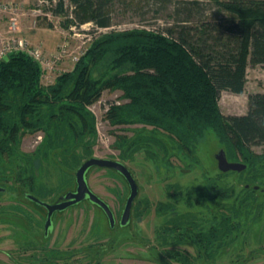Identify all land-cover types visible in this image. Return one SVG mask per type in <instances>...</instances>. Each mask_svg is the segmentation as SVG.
I'll list each match as a JSON object with an SVG mask.
<instances>
[{
    "label": "rangeland",
    "instance_id": "1",
    "mask_svg": "<svg viewBox=\"0 0 264 264\" xmlns=\"http://www.w3.org/2000/svg\"><path fill=\"white\" fill-rule=\"evenodd\" d=\"M164 1L166 2L119 0L109 10L112 26L106 30L100 29L93 22L78 25L70 0H65L63 14L56 12L57 2L0 0L1 7H12V10L10 8L0 10V43L8 42L12 38L16 40L23 38L40 49L46 57L56 56L66 45L63 59L52 74L42 80V84L48 87L55 84L60 75L72 71L75 64L73 58L80 56L91 46L94 39L102 35L134 30L166 31L175 22V10L184 9L183 6L178 7L179 3L186 0ZM199 1L203 2L205 15L213 16L218 13L214 3L216 0ZM12 12L15 13L13 16L18 24L14 21V25L17 26L11 28ZM106 68V65L101 66L96 70L95 76L100 77ZM255 93H264V70L261 66L249 67L243 94L236 95L231 92L221 94L219 102L221 112L225 116L246 114L248 96ZM127 102L122 90H105L102 97L88 107L96 119V135L81 141L70 139L72 141L70 146L75 147L72 150L46 153V136L43 131L26 134L22 136L19 146L8 151L1 163L6 170L0 177L7 181L3 186L9 191L18 194V187L23 186L26 190L33 189L39 197L50 203L75 187L77 168H74L72 163L69 165L67 163L78 157L81 164L87 157L83 151L85 145L89 148L90 156L124 162L139 185L140 192L133 207L129 229L119 227L115 230L109 229L105 215L90 202L68 209L62 218H56L55 231L62 229L64 232L60 240L53 236L50 246L54 247L59 241L56 248L66 251V255L50 256L51 264H56L55 260L73 264L75 260L72 259L70 262L69 259L74 257L72 256L74 251L88 252L89 247L97 243L108 245L107 252L83 253L86 258L83 257L75 264H264L262 159L260 160L262 165L254 169L249 166L240 173L235 171L223 173L218 169L215 156L222 149L226 150V145L221 143L213 131H207L193 146L191 153H188L167 132L139 122L125 120L121 123L118 122L119 118L114 120L109 118L113 106L121 107ZM118 136L126 137V141L118 139ZM233 151L234 157L229 158L232 154L230 150L228 153L230 161L248 163L239 151ZM250 152L253 155H262L264 146L254 147ZM28 163L32 165L33 173L21 176L22 170L30 166ZM88 182L91 189L110 205L119 218L129 195V188L124 179L115 171L94 168L89 173ZM245 188L255 190L257 193L251 195L255 197L251 200L254 202L245 201L243 204L241 229L227 240L218 241L209 253L200 251L201 246L196 242L186 248L171 247L170 244L165 247L160 243V229L171 223L172 217L176 216V214L161 216L158 210L160 206L175 203L179 213L183 215L189 212L196 216L198 226L207 227L230 213L228 207L240 208V201L247 196L243 192ZM191 189H206L209 193L203 194V198H198L197 195L187 193ZM213 189L224 192L217 195L212 192ZM227 189L230 194L225 193ZM22 201V196L0 194V264H31L32 260L26 252L17 254L18 249L26 248L29 233L26 222L16 218L13 212L15 208L27 209L21 205ZM38 223L42 231L43 223L41 220H38ZM42 236L41 233L40 239H43ZM38 245L42 244L38 242ZM184 249L192 256L174 258L165 255L169 250Z\"/></svg>",
    "mask_w": 264,
    "mask_h": 264
},
{
    "label": "trees",
    "instance_id": "2",
    "mask_svg": "<svg viewBox=\"0 0 264 264\" xmlns=\"http://www.w3.org/2000/svg\"><path fill=\"white\" fill-rule=\"evenodd\" d=\"M42 1H56V12L64 13L65 0ZM70 1L78 25L93 22L99 28H109L112 26L109 10L119 0ZM214 3L218 13L213 16L205 15L203 2L199 0L179 3L178 7L184 9L175 10V22L164 32L124 31L94 39L73 70L60 75L48 87L42 84L37 62L24 53L9 54L0 63V174L6 170L1 163L8 151L19 146L26 134L43 131L46 153L72 150L70 139L81 141L96 135V119L88 107L105 90H122L128 100L121 107H112L110 119L139 122L167 132L188 153L207 131H213L226 145L227 158L229 150L232 154L229 158L237 150L249 163L245 164L247 168L261 166L264 152L258 156L250 150L264 146V93L248 96V112L244 115L225 116L219 102L223 92L236 95L245 92L250 66H261L264 70V0ZM105 65L103 74L95 76L96 70ZM118 139L126 141V137ZM83 151L88 158L93 157L88 155L87 145ZM72 160L67 165L72 163L77 169L85 161L79 164L78 157ZM28 164L21 176L33 173L32 165ZM6 182L1 176L0 187L6 191L0 194L22 196L26 201L21 193L25 190L43 200L33 189L26 190L23 186L18 187V194L9 191L3 186ZM212 192L221 195L224 191ZM228 192L227 189L225 193ZM243 192L247 196L240 201V208L228 207L230 213L205 231L191 213L184 219L172 217L173 221L161 230L177 232L183 226H192L193 242L201 246L200 251L209 253L218 241L227 240L241 229L243 204L254 202L251 195L257 191L245 188ZM187 193L203 198L209 191L191 189ZM174 205H162L158 210L161 215L166 212L173 216ZM179 234L161 238L176 243L181 239Z\"/></svg>",
    "mask_w": 264,
    "mask_h": 264
},
{
    "label": "water",
    "instance_id": "3",
    "mask_svg": "<svg viewBox=\"0 0 264 264\" xmlns=\"http://www.w3.org/2000/svg\"><path fill=\"white\" fill-rule=\"evenodd\" d=\"M218 164V169L223 173L227 172H243L247 166L240 162H231L228 160L226 152L222 149L215 156ZM94 168L108 169L118 173L129 188V195L125 201L124 208L117 221V217L110 207L98 194H96L90 187L88 182L89 173ZM6 189L0 187V192H5ZM139 185L130 171L128 166L119 160L99 158L93 156L85 160L75 172V187L62 193L54 203L46 202L37 196L21 190V193L26 201H31L39 205H43L47 210V220L45 223V232L49 233L53 224V216L56 212H64L70 208L77 207L84 202H90L92 205L100 209L107 219L108 227L115 230L116 227L127 228L132 222V211L136 199L139 196Z\"/></svg>",
    "mask_w": 264,
    "mask_h": 264
},
{
    "label": "flooded vegetation",
    "instance_id": "4",
    "mask_svg": "<svg viewBox=\"0 0 264 264\" xmlns=\"http://www.w3.org/2000/svg\"><path fill=\"white\" fill-rule=\"evenodd\" d=\"M16 196V195H15ZM54 203V202H51ZM21 205L26 206L27 209L24 208H15L14 209V215L16 218L20 219V220H24L26 222L27 227L29 228V233L27 234L28 236V243L25 249H18L17 254H20L21 252H26L29 256V258L32 260L31 264H51L52 262L50 261V256L54 257H61L66 255V251L64 252L62 249H57L56 247L59 245V241L63 236V230L59 229L57 232L56 230V224H55V219L56 218H62V216L66 213V211L64 212H56L53 216V224L52 227L49 230V233L46 234L45 232V223L47 220V214H48V210L43 206V205H39L36 204L34 202L31 201H22ZM175 207V208H174ZM174 213L177 216H182V219H184V217L188 216L190 213H183V215L181 213L178 212L177 210V204L174 205ZM75 208V207H74ZM72 209V208H70ZM103 213V212H102ZM168 213L163 212V214L161 216L167 215ZM116 215V214H115ZM117 217V216H116ZM42 221V231L40 229V223H38V220ZM117 221H119V218H117ZM37 223V226H36ZM131 226V225H130ZM127 227L126 229L130 228ZM39 227V228H38ZM59 227V226H58ZM163 228V227H162ZM202 231H205L207 228H209V226H205L202 227ZM161 230V229H160ZM166 232H164L163 230H161V235H160V240H161V244L165 247H168L171 245V247H189L192 244H194L193 239L194 236L192 234V230L193 227L192 226H183L180 230H178L177 232H180L179 235H181V239L176 240V243H174L172 240L168 239L167 241H164L163 238H161L162 235H168V236H173L174 233L177 232H173V231H169L168 229H166ZM41 233L43 234V239L41 238ZM54 236V238H57V242L55 243L54 247L50 246V240L51 238ZM134 237V235H133ZM38 242L41 243L42 245H38ZM173 242V244H172ZM146 244V243H145ZM170 244V245H168ZM147 246H150L147 244ZM90 250H88V252L86 251H74L72 253V256L69 259V261L71 262L72 259H74V263L78 261H81V259L84 257L86 258V256H84V254L87 253H103V252H107V248L108 245L104 244V243H97V245L93 246V247H89ZM84 253V254H83ZM37 254V255H36ZM166 257H177V256H192V254H190L187 250H182V251H175V250H169L165 252ZM201 255V254H200ZM16 259V257H15ZM37 259V260H36ZM17 260V259H16ZM54 262V260H52ZM55 262H57L56 264H66V261L63 260H55ZM55 264V263H54Z\"/></svg>",
    "mask_w": 264,
    "mask_h": 264
},
{
    "label": "built area",
    "instance_id": "5",
    "mask_svg": "<svg viewBox=\"0 0 264 264\" xmlns=\"http://www.w3.org/2000/svg\"><path fill=\"white\" fill-rule=\"evenodd\" d=\"M4 8L5 10L10 8L12 10V7H6L0 6V10ZM14 22H12V27H14ZM103 29H109V28H103ZM66 45L63 46V48L60 50V53H58L54 57H46L44 53L38 49L37 47L32 46L26 39L20 38V39H10L8 42L2 41L0 43V63L3 61L4 58H6L9 54L11 53H24L30 58H32L39 67L41 68L42 71V80L44 78H48L52 72L55 70L57 67V64L63 59L64 57V52H65ZM83 52L80 56L74 57L73 60L74 62H78L80 57L84 54Z\"/></svg>",
    "mask_w": 264,
    "mask_h": 264
},
{
    "label": "crops",
    "instance_id": "6",
    "mask_svg": "<svg viewBox=\"0 0 264 264\" xmlns=\"http://www.w3.org/2000/svg\"><path fill=\"white\" fill-rule=\"evenodd\" d=\"M39 1H41L42 2V0H39ZM43 2H46V3H48V1H43ZM56 2V1H55ZM51 3V2H50ZM13 15H15V13L14 12H12V16L10 17V27L12 28V26H11V24H12V22H14V21H16V23H17V19L15 18V16H13ZM18 24V23H17ZM17 24L15 25V26H17ZM9 27V28H10ZM101 29V28H100ZM74 66H75V64H74ZM249 69V68H248ZM247 72H248V70H247Z\"/></svg>",
    "mask_w": 264,
    "mask_h": 264
}]
</instances>
